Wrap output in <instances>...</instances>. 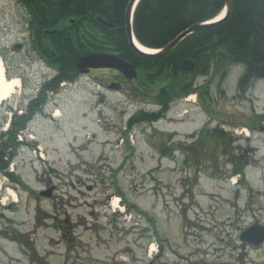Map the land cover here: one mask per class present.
Instances as JSON below:
<instances>
[{"label":"rangeland","instance_id":"374dc122","mask_svg":"<svg viewBox=\"0 0 264 264\" xmlns=\"http://www.w3.org/2000/svg\"><path fill=\"white\" fill-rule=\"evenodd\" d=\"M25 21L16 0H0V60L4 75L20 81L0 104V132L10 110L27 104L54 75L30 48ZM238 73H229L223 98L217 78L209 83L206 129L200 125L208 116L184 106L175 119L169 112L156 123L134 126L127 140L122 131L132 115L158 110L154 95L161 81L149 93L138 91L135 81L112 90L106 86L117 77L92 70L48 93L8 166L18 181L0 176V264H76V253L85 258L100 250L108 264H264V243L251 247L238 240L254 221L264 225V132L225 126L224 135L210 142L203 132H212L220 112L237 111L228 98ZM259 87L258 113L264 111V85ZM163 147L170 154L160 156ZM241 167L244 174L237 175ZM48 189L49 195H39ZM111 208L116 214L107 216ZM127 214L136 222H126Z\"/></svg>","mask_w":264,"mask_h":264},{"label":"trees","instance_id":"16d2710c","mask_svg":"<svg viewBox=\"0 0 264 264\" xmlns=\"http://www.w3.org/2000/svg\"><path fill=\"white\" fill-rule=\"evenodd\" d=\"M16 1L25 10L30 48L45 63L52 65L56 72L51 81L42 83L34 98L25 105H18L20 114H17V110H11L8 128L0 132V175L13 182L18 180L8 171V166L20 146L25 145L23 141L17 140V136L23 135L28 122L36 114L43 113L48 93L57 92L61 82L72 83L79 77L76 60L80 56L93 51L116 52L138 68V91L143 87L149 93L156 81L162 82L154 95V102L159 109L156 112L140 111L131 116L123 132L127 140L128 131L134 126L150 124L165 116L169 102L174 97L170 86L171 76H175L178 87L184 85L178 72L183 58L194 60L200 74L223 75L233 63L244 65L249 40L257 48L259 38L253 30L258 29L264 34V0H230V13L220 23L187 35L166 55L144 57L130 48L126 38L124 14L129 0ZM223 1L139 0L131 16L133 35L145 47L161 48L192 25L218 15L224 7ZM96 17L113 24V28H104L96 22ZM70 20H73L72 23ZM50 30L53 33H46ZM131 93L136 96L133 89ZM204 133L209 142L217 137ZM164 150V147L161 148L160 156L170 154ZM237 174H244L242 167L237 170ZM125 205L129 209L133 207Z\"/></svg>","mask_w":264,"mask_h":264},{"label":"flooded vegetation","instance_id":"af4514ba","mask_svg":"<svg viewBox=\"0 0 264 264\" xmlns=\"http://www.w3.org/2000/svg\"><path fill=\"white\" fill-rule=\"evenodd\" d=\"M97 18V17H96ZM71 21V20H70ZM97 22V20H96ZM72 23V21H71ZM98 23V22H97ZM109 23V22H108ZM99 24V23H98ZM104 28H113V24L109 23V26L102 25ZM259 43L257 44V48H254L253 46V63L255 65H260L264 61V43L259 39ZM256 50V51H255ZM254 51L257 54V57H254ZM108 53L116 54V52L113 51H107ZM39 57V56H38ZM40 58V57H39ZM176 58V57H175ZM44 63L46 62L44 59L40 58ZM189 58H183L181 60L180 66L178 67V72L180 74V78H182V82H184L181 87H178L176 85V79L175 76H171L172 81H171V88H172V93L174 95L170 108L171 109V114L172 117L174 116L173 119L177 118L178 111L182 110L184 106L187 107H195L198 109L199 113H202L203 115H207V119H205L204 123H202L200 126L206 129L209 125V117H212V113L207 111V108L205 107L207 105V98L208 95L207 90H208V85L211 81H213L210 77L207 79V76H204L199 73L197 66L194 60H190L191 62L187 61ZM186 63V64H185ZM47 64V63H45ZM49 65V64H47ZM53 69H55L52 65H49ZM136 69H138L136 67ZM92 70V69H91ZM91 70H88L89 73ZM101 70V69H100ZM102 70H108L109 75L112 77H117L114 80H112L110 83H114V87L117 88L118 90H121L123 88V83L126 82L123 80L122 75L113 69H102ZM239 75L237 76L236 80V92L232 96V98H228L230 100L228 106L236 107L237 111L234 112H220V114L216 117V126L210 132L212 135H216L217 138H221L224 135L223 127H248L252 132L259 131L260 133L264 132V111L258 113L256 111V96L255 92L259 86L264 85V77H260L255 75L254 73H251L250 71H247V69L244 67ZM179 77V76H178ZM205 78V81H199L198 78ZM52 80V79H51ZM211 80V81H210ZM228 80V78L224 75L222 77L217 78V84H218V98L219 97H225V90H224V85L225 82ZM118 83V85L116 84ZM178 87V89H177ZM185 93V94H184ZM180 95V96H179ZM210 100V102H212ZM247 103L246 108L243 106V104ZM187 109V108H186ZM184 110L186 113L187 110ZM247 110V112H245ZM241 112V113H238ZM174 114V115H173ZM183 114V113H182ZM231 114L230 116H227ZM114 222L119 223L118 219H115ZM104 229V228H103ZM101 243L104 245L105 242L101 241ZM99 245V244H98ZM141 248H139V251L145 252V249H143L142 245H140ZM83 246L78 247V251L80 252ZM145 248V247H144ZM99 253V255H98ZM104 252L101 250L97 252L96 256L95 255H90L87 254L85 258H82L79 254L76 253V264H108L107 261V256L103 255ZM116 253V252H114ZM158 255L155 256L154 259H157ZM130 261V260H129ZM125 263V262H124ZM151 263V262H150ZM149 263V264H150ZM109 264H119L113 261L109 262ZM122 264V263H121Z\"/></svg>","mask_w":264,"mask_h":264},{"label":"water","instance_id":"95a60500","mask_svg":"<svg viewBox=\"0 0 264 264\" xmlns=\"http://www.w3.org/2000/svg\"><path fill=\"white\" fill-rule=\"evenodd\" d=\"M137 0H129L126 10H125V33L126 38L128 39V43L136 53L140 54L144 57H159L168 54L174 47L177 45L184 37L187 35L196 32L198 30L208 28L210 26H213L217 24L218 22L222 21L227 17L231 10V1L230 0H224L225 2V11L224 16L220 19V21L210 22V23H203V24H194L190 28L184 30L180 34H178L173 40L169 42V44H166L162 49L158 52H154L152 54L142 52L139 50L133 41V35H132V29H131V15L133 12V9L135 7ZM97 21L101 23L102 25L109 26V23L103 20L102 18H97ZM51 33L53 31H50ZM254 33L263 41L264 43V34H262L259 30L255 29ZM253 46L252 42H248V58L246 63V67L254 74L260 77H264V61L260 65H255L253 63V56L252 52ZM76 67L80 71V73H86L89 69H104V68H112L115 69L123 74V76L130 80L132 78L136 77V70L135 67L126 62L125 60L121 59L118 56L109 54V53H100V52H92L87 55L81 56L78 58ZM186 64V63H185ZM115 85H111L109 87H114ZM50 193V189L47 191L41 192L40 195L47 196ZM239 234V240L247 243L249 245L257 247L264 241V225L260 224L257 221H254L251 225L245 227L244 229H241Z\"/></svg>","mask_w":264,"mask_h":264},{"label":"bare ground","instance_id":"6f19581e","mask_svg":"<svg viewBox=\"0 0 264 264\" xmlns=\"http://www.w3.org/2000/svg\"><path fill=\"white\" fill-rule=\"evenodd\" d=\"M222 16H223V12L219 16H217L213 21H216V20L220 21ZM133 41H134L135 46L139 50H141L142 52L149 53V54H152V53L155 52V51H153L151 49H148V48H145V47L141 46L134 38H133ZM19 84H20V81H19V79L17 77H10V78H6L5 77L4 68H3L2 62L0 60V104L3 101H5L6 99H8L10 97V95L15 94V90L17 88H19ZM59 113H60V111L58 109H55L54 112H53V116L54 117H57V116L59 117L60 116ZM231 179H233L232 183H234V178H231ZM6 194L8 196H10V198H11L10 200H12L13 202H17V200H16L17 196H16L15 192L12 189H10V188L8 189L7 188L6 189ZM6 199H7V197L4 196L2 198V201L6 200ZM117 200H118V198L115 197L114 202L117 201ZM113 206H114V208H117V209L119 208V206L117 204L113 205ZM149 251L151 253H153L152 245L149 247Z\"/></svg>","mask_w":264,"mask_h":264}]
</instances>
